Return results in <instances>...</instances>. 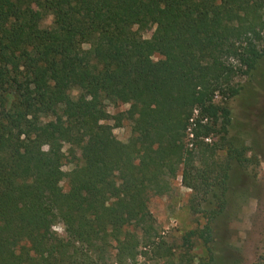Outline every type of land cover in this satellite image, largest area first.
Masks as SVG:
<instances>
[{"label": "trees", "instance_id": "trees-1", "mask_svg": "<svg viewBox=\"0 0 264 264\" xmlns=\"http://www.w3.org/2000/svg\"><path fill=\"white\" fill-rule=\"evenodd\" d=\"M263 42L264 0H0V264H140L160 247L150 197L180 169L207 218L201 264L215 261L231 168L247 159L227 102Z\"/></svg>", "mask_w": 264, "mask_h": 264}, {"label": "rangeland", "instance_id": "rangeland-1", "mask_svg": "<svg viewBox=\"0 0 264 264\" xmlns=\"http://www.w3.org/2000/svg\"><path fill=\"white\" fill-rule=\"evenodd\" d=\"M34 10L41 18L42 28L52 26L51 14L39 6ZM154 30L155 25L150 26L142 32L143 37H151ZM235 80L240 83L241 90L227 102L232 111L229 137L245 149L247 161L232 165L224 214L213 226L212 245L216 259L211 264H264V55L253 74L241 75ZM107 105L111 114L129 107L121 103L108 102ZM131 128L132 122L124 120L121 126L115 127L114 133L120 140L127 141ZM214 138L218 137L205 140L211 142ZM64 149L68 153L69 145L66 144ZM224 154L221 152L219 156ZM73 167L74 162L67 157L64 170L69 171ZM62 185L64 190H68L66 179ZM191 196L192 189L183 185L180 169L168 193L150 197L149 208L155 217L160 247L149 253L146 259L140 258V264H188L191 261L201 264L208 260L209 245L198 234L207 218L205 213L191 210ZM54 229L65 235L62 223H56ZM190 231H196V234L189 236Z\"/></svg>", "mask_w": 264, "mask_h": 264}]
</instances>
